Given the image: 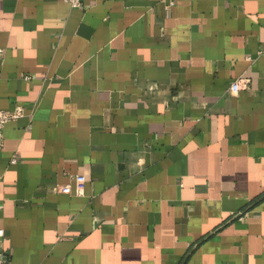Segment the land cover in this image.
<instances>
[{"label":"crops","instance_id":"0c3cea01","mask_svg":"<svg viewBox=\"0 0 264 264\" xmlns=\"http://www.w3.org/2000/svg\"><path fill=\"white\" fill-rule=\"evenodd\" d=\"M78 2L0 0V253L264 264V0Z\"/></svg>","mask_w":264,"mask_h":264},{"label":"built area","instance_id":"2783aa9c","mask_svg":"<svg viewBox=\"0 0 264 264\" xmlns=\"http://www.w3.org/2000/svg\"><path fill=\"white\" fill-rule=\"evenodd\" d=\"M73 4H78V0H72ZM247 87V82L244 78H239L237 80H234L231 82L229 86V92L231 94H238L242 89ZM24 115V108L22 106H16L13 109L10 110H2L0 109V153L2 152L4 148V128L5 126L13 121L17 120L18 118L22 117ZM16 159L12 160V163H15ZM75 180V189L76 192L82 191L85 187L86 179L83 175H77L74 177ZM73 186L70 184L64 185L61 187V191L64 193L71 194L73 192ZM4 240H6L5 231L3 229H0V243H2ZM0 264H10L8 257L0 253Z\"/></svg>","mask_w":264,"mask_h":264}]
</instances>
